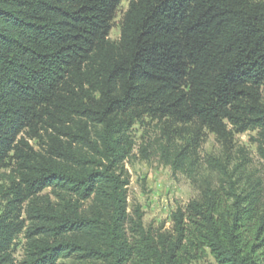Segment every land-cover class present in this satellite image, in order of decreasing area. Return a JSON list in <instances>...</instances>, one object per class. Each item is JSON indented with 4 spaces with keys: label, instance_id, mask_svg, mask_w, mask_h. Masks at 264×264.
<instances>
[{
    "label": "trees",
    "instance_id": "1",
    "mask_svg": "<svg viewBox=\"0 0 264 264\" xmlns=\"http://www.w3.org/2000/svg\"><path fill=\"white\" fill-rule=\"evenodd\" d=\"M128 1L114 41L121 0H0V264H264L258 181L217 161L152 230L125 168L146 121L175 170L205 132L264 158V0Z\"/></svg>",
    "mask_w": 264,
    "mask_h": 264
},
{
    "label": "rangeland",
    "instance_id": "2",
    "mask_svg": "<svg viewBox=\"0 0 264 264\" xmlns=\"http://www.w3.org/2000/svg\"><path fill=\"white\" fill-rule=\"evenodd\" d=\"M128 0H121L116 12L114 25L110 32L111 40L117 41L120 37L121 24ZM149 125H135L132 132L136 141L133 156L125 163L129 174L128 185L129 211L132 213L140 208L143 213L144 225L152 230H168L172 227V212L178 206H185L190 200L200 195L201 185L205 181L213 185L219 183L221 174L216 167L217 161H222L236 176L245 180L251 177L258 181L264 193V158L258 152L254 139L257 131L236 133L231 147H225L213 133L205 132L197 149L193 167L187 165L181 170L174 169L161 159L159 142L161 133L154 122L146 121ZM182 140L177 139V144ZM147 149V156L141 152ZM190 169V170H189ZM193 171L194 179L187 171ZM17 260L24 256V237L20 236L14 246ZM63 260L60 264H69ZM192 264H216L209 255L204 260Z\"/></svg>",
    "mask_w": 264,
    "mask_h": 264
}]
</instances>
